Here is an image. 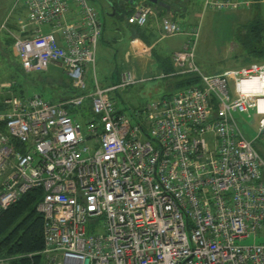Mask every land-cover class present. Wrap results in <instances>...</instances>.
Here are the masks:
<instances>
[{"label": "built area", "instance_id": "2783aa9c", "mask_svg": "<svg viewBox=\"0 0 264 264\" xmlns=\"http://www.w3.org/2000/svg\"><path fill=\"white\" fill-rule=\"evenodd\" d=\"M253 2L203 5L235 10ZM16 4L27 10L13 34L23 69L57 66L76 89L57 102L37 90L25 97L8 90L0 107V212L41 190L43 264H264V62L204 73L195 54L199 26L133 1L130 24L154 21L164 37L186 36L170 75L199 79L129 116L113 92L150 77L125 68L118 82L99 83L104 20L89 0ZM70 105H89L90 113L80 120ZM252 111L259 127L249 139L237 115ZM12 259L0 256V264Z\"/></svg>", "mask_w": 264, "mask_h": 264}, {"label": "rangeland", "instance_id": "374dc122", "mask_svg": "<svg viewBox=\"0 0 264 264\" xmlns=\"http://www.w3.org/2000/svg\"><path fill=\"white\" fill-rule=\"evenodd\" d=\"M126 1L89 0L90 4L100 12L106 26V46H99L96 62L97 79L103 87H108L113 82H118L121 70L139 64L127 62L126 53L129 49V41L132 39V31L134 30V26L128 24V12L125 11L123 13L119 9L118 15L113 14L116 12L118 6L120 8L124 7L122 4ZM161 1L170 3L171 9L169 7L170 10H164L160 4H152L151 0H147L146 2L150 3L158 12H167L166 15L168 17L176 18L182 24L188 25L189 27L199 26L200 33L195 54L196 62L204 73H219L226 68H235L256 62L245 63V59L239 55L241 49L238 47L234 37L236 31L249 21L252 22L259 19L264 22V0H257L247 7L244 6L235 10L204 8L203 0ZM14 2L15 0H5L3 9L7 8V10H10ZM16 7L11 10L7 18L16 20L18 14L24 17L26 16L27 10L22 4H16ZM42 28L44 32L49 31L47 26ZM185 40L186 36L184 35L161 38L157 49L163 55L171 54L176 50H180ZM108 44H110V47H108ZM261 61L264 62L263 60ZM14 64L17 63H0V97L6 95L8 89L12 92L10 89L12 81L15 80L10 77L13 73L11 67ZM161 73L162 70L159 68L158 63H149L143 73V77L150 78L139 80L131 86L119 89L118 93L113 92L118 101L119 108L130 116L133 111L142 109L150 101L160 98L164 94H168L175 81L172 77H161ZM41 79L45 81L47 91L44 93L48 99H51V92L56 89L58 96L63 93L64 95H69L68 86H65V84H70L71 79L61 68L55 66L51 72L46 75L42 74L37 79L35 78L37 82H40ZM87 80L90 83L94 81L92 67H90L88 72ZM63 82L65 84L61 85ZM4 83L9 86L1 88V85ZM31 92L33 93L34 90H30ZM237 116H241L240 123L245 134L249 139H254L259 127L258 116L255 114V111H252L250 116L247 113ZM130 118L132 119V117ZM259 147L262 148L263 144H259ZM251 241L249 240L245 243H251Z\"/></svg>", "mask_w": 264, "mask_h": 264}, {"label": "trees", "instance_id": "16d2710c", "mask_svg": "<svg viewBox=\"0 0 264 264\" xmlns=\"http://www.w3.org/2000/svg\"><path fill=\"white\" fill-rule=\"evenodd\" d=\"M147 1V0H146ZM257 1V0H256ZM259 1V0H258ZM132 0H127L122 5L121 8L123 13L125 11L130 14L132 12ZM153 4V2H151ZM170 3H166L165 6H162L164 10H170ZM170 7V9L168 8ZM161 16H164L166 12H159ZM175 21L176 18H174ZM178 22V21H177ZM180 23V22H179ZM129 25L134 26V32L131 37H141L147 43H153L154 39H157L156 33L152 30V22L144 26H138L135 24ZM185 25V24H183ZM15 26V27H14ZM13 28L18 29L17 23L14 24ZM188 28L193 26L185 25ZM198 26V25H197ZM106 26H104V30ZM104 34V32H103ZM103 38V35H102ZM101 38V40H102ZM235 41L238 44V47L241 49L239 54L247 62H262L264 61V22L262 20L256 19L254 21H249L247 24L242 25L235 33ZM14 38L8 37L9 50L12 52V46L14 43ZM6 56V51L2 52ZM155 60L158 63L159 68L166 74V77L173 78L175 81L173 87L171 88L168 94L176 91L177 89L187 86L191 83L197 82L199 77L198 75L186 74V75H170L174 73L175 67L172 62V53L163 55L158 52L156 49L153 51ZM18 59V58H17ZM17 64L12 65L13 73L11 79L12 81L11 91L19 96L25 97L33 94L30 93V90H37L43 94L47 91L45 87V81L40 80L37 82L35 78H39L42 74L46 75L47 72H27L23 69L20 61L17 60ZM36 75H35V74ZM116 83V82H115ZM63 82L61 85H64ZM171 85V83H170ZM68 86V93L71 95L76 92L72 83L65 84ZM9 90V89H8ZM57 90V89H56ZM52 91L51 99H47L51 102H57L62 98H67L69 95L65 96L64 93L60 96L57 95V91ZM3 97H0V107ZM69 111L77 116L80 120H83L84 116L90 113V106H81L74 107L68 106ZM263 157H264V148L259 147ZM42 197V192L40 189H34L25 195H23L18 201L11 204L6 209L0 212V256H10L13 257L11 264H43L44 257L42 255V250L45 247L44 242V233H43V216L37 211V204Z\"/></svg>", "mask_w": 264, "mask_h": 264}, {"label": "crops", "instance_id": "0c3cea01", "mask_svg": "<svg viewBox=\"0 0 264 264\" xmlns=\"http://www.w3.org/2000/svg\"><path fill=\"white\" fill-rule=\"evenodd\" d=\"M4 1L5 0H0V63H16L17 57H16L15 52L13 50V46H12V52H10V50H9L8 37L10 36V37L14 38L13 34L18 31L19 26L17 25L18 29L13 28V26H14V24L17 23V20L19 18L24 17V16H21L20 14H18V17L16 20H12L11 18H7V16L11 12V10L15 9V7H16L15 4H16L17 0H15V2L13 3L10 10H7V8L3 9ZM260 4H263V3H260ZM119 9H121L120 6H118V8L116 9V12L113 14L118 15V12L120 11ZM164 16H167V15L165 14ZM6 20H8V22L6 24H4ZM104 26H105V22H104ZM151 27L154 28L152 30L156 33V36L158 38L154 39L153 43L149 44L143 38H141L139 36L138 37L137 36L132 37V39H135V41L131 42L132 39L129 41V49L126 53L128 63H139L136 65H133L132 67H129V68L134 70L135 74L139 78H144L143 73L145 72V69L149 63H157V61L154 58L153 51L155 49L158 51L157 46L160 43V39L166 38L161 34V32L157 28L154 21L152 22ZM105 32L106 31L104 30L103 38H102V40H100L99 46L100 45L106 46ZM133 33H136V31L134 32V30H133L132 34ZM168 37H172V36H168ZM99 46H98V48H99ZM108 47H110V44H108ZM6 48H7L8 54H6V56H5L2 54V52L6 51ZM158 52H160V51H158ZM140 63H142V64H140ZM53 67H55V66H50V68L46 72L47 73L51 72V70H53ZM121 71H120V76H121ZM162 73H163V71H162ZM113 79H114V76H113ZM62 96H64V95H62ZM65 96H67V95H65Z\"/></svg>", "mask_w": 264, "mask_h": 264}, {"label": "water", "instance_id": "95a60500", "mask_svg": "<svg viewBox=\"0 0 264 264\" xmlns=\"http://www.w3.org/2000/svg\"><path fill=\"white\" fill-rule=\"evenodd\" d=\"M151 2H153V3H157V4H160V5H162V6H165V5H166V3L163 2V1H161V0H151ZM168 8H169V6H168ZM145 135H146L147 137H149V135L147 134L146 131H145ZM149 138H150V137H149Z\"/></svg>", "mask_w": 264, "mask_h": 264}]
</instances>
